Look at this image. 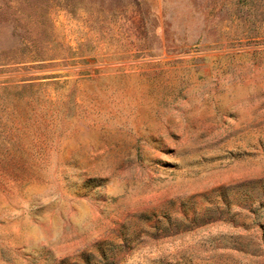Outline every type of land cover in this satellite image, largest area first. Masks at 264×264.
Wrapping results in <instances>:
<instances>
[{
    "label": "rangeland",
    "instance_id": "1",
    "mask_svg": "<svg viewBox=\"0 0 264 264\" xmlns=\"http://www.w3.org/2000/svg\"><path fill=\"white\" fill-rule=\"evenodd\" d=\"M0 264H264V0H0Z\"/></svg>",
    "mask_w": 264,
    "mask_h": 264
}]
</instances>
